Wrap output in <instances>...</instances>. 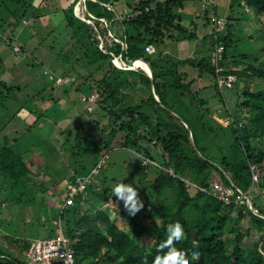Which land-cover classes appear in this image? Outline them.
I'll return each instance as SVG.
<instances>
[{"label":"trees","instance_id":"16d2710c","mask_svg":"<svg viewBox=\"0 0 264 264\" xmlns=\"http://www.w3.org/2000/svg\"><path fill=\"white\" fill-rule=\"evenodd\" d=\"M20 1L10 0L8 5L0 0V5L3 4L0 8V43L11 44L16 38L15 30L28 20L26 14L31 4ZM68 1L57 0L56 5L61 4L63 17L55 26L59 31H69L68 41L56 50L54 37L46 48L53 61L62 67L68 66L63 74L53 75L55 83L57 78L68 79L61 88L64 96L72 91L81 100L97 94L95 102H83V115L95 111L100 119L106 120L101 127L98 121L95 122L96 129H90L94 132L84 137L75 131L85 129V118L74 119L79 125L73 129L63 126L60 130V136L64 137L61 145L71 151V158L75 159L80 153L98 157L92 169L79 166L66 173L67 179L63 183L65 194L58 222L65 218L62 230L71 241L75 264H153L157 255L166 254V250L158 251V245L166 240L165 228L171 224H179L184 230L186 240L174 247L189 257V264H193L190 253L194 250L201 253L198 264H264V218L253 213L255 210L264 217V91L252 92L245 88L238 94V103L231 107L224 91L232 90L234 83L230 88L218 86L211 53L215 44L223 48L219 66L224 69L223 76L230 73L235 80L238 75L249 74L264 79V62L259 64V69L251 65L229 70L227 49L233 44L229 38V24L227 22L214 38L211 14L216 7L213 6L201 19L203 26L211 28L209 35L203 38L209 43V51L199 59H176L162 52L161 48L167 42L197 40L196 33L192 32L195 31V21L190 22L189 28L193 30L184 28L183 17L178 13L184 10L185 2L193 0H138L136 3L134 0H87L84 3L86 20L78 18L74 12L80 0ZM238 1L264 20V0ZM12 5L18 8L14 10ZM40 16L37 10L33 11L32 18ZM199 18V14H195L197 21ZM6 31L9 36L4 35ZM116 40L123 43L124 48ZM147 45L153 46V54L145 52ZM20 50L21 54H27L26 47ZM115 57H120L129 67L148 65L152 79L140 69L118 68L113 62ZM146 65L143 68L148 69ZM83 69L87 70L86 74ZM19 88L0 82V114L6 110V102L13 99L11 106L15 109H12L10 120L15 119L16 124L21 122L17 112L22 106H29V112L37 115L32 101L44 102V97L39 94L28 96ZM49 91L52 93L54 89ZM59 100L54 104H59ZM50 107L52 105L44 109L43 115L50 111ZM66 116L64 113L62 118ZM216 117L228 121V124L223 125ZM37 118L39 120L41 116ZM46 123L44 121L40 127L41 134L53 130L52 124ZM37 124L26 129L27 133L33 134L27 143L18 135L10 140L2 138L4 142L0 145L2 186L23 206L32 205L37 199L36 189L30 185L35 180L32 174L34 164L26 155H34L36 148L44 151L53 148H44L46 134L40 136L39 131L32 130ZM38 136L41 138L34 144ZM110 148L134 151L142 162H148L142 165L143 168L153 163L159 168L151 186L155 195L163 197V204L160 222L151 211L144 214L153 235L148 247L140 245L134 238L139 227L133 223V216L131 223L134 227L127 231L103 209L111 202L116 205L121 201L117 202L108 189L97 187L98 183L95 187L93 185V179L104 165L97 174L91 175V172L105 154L109 159ZM45 172H48L47 168ZM214 174L219 178L218 182L212 183ZM88 175L91 179L85 192L74 198L73 205L63 207L67 185L77 184L78 178ZM253 175H256L257 182L252 181ZM100 183L103 186L104 183ZM215 183L233 191L228 203L212 195L211 187ZM253 189L255 194L250 197ZM45 190L43 188L42 192ZM239 192L247 195L249 205L237 201ZM147 196L150 202L151 197ZM247 240L251 241L248 248L245 247ZM32 242L18 239L6 242L14 250L8 246L10 252L0 250V264H25L17 256L23 254L26 259Z\"/></svg>","mask_w":264,"mask_h":264},{"label":"rangeland","instance_id":"374dc122","mask_svg":"<svg viewBox=\"0 0 264 264\" xmlns=\"http://www.w3.org/2000/svg\"><path fill=\"white\" fill-rule=\"evenodd\" d=\"M4 1L10 5V0ZM24 1L31 4L26 14L28 20L24 22L23 26L15 30L17 31L15 34L16 38L11 44L8 42L0 43V60L2 62V65H0V82H4L9 87L12 86L15 89L20 87L24 89V94L28 96L39 94L40 97H44V102H40V105L37 103L38 101H32L34 108H31H33L34 112L36 111L37 115L29 112L31 110L27 109L29 106H22V109L17 112V116L21 119L19 124H16L15 119L13 121L10 120L12 118V109H15L14 106H11L14 102H12L13 99L11 102H6V110H1L3 114H0V145L4 142L3 139L10 140L18 135L21 138L23 137V142L27 143L28 138L33 137V134L27 133L26 129L28 126L38 123L36 126H33L32 130L36 129L35 133L39 131V134H41L40 127L44 124V121L45 123L47 121L48 124H46H52L53 130L51 133L46 134L45 132L40 136L46 134L44 136L46 140L44 141V148L52 146L53 148L47 149V151L36 148L34 155H26L30 157V161L34 164L32 174L35 180L30 185L33 190L36 189L37 199L32 205L23 206L18 203L15 199L16 196L13 197L3 188L2 178H0V250L4 252H10V249L14 250L13 247L6 243L13 239L34 241L54 237L56 230L54 223L59 219V209H61L64 200L65 191L63 183L67 179L65 174L72 172L73 169L79 168V166L90 170L95 165L98 157H87L80 153L75 159L71 158V151L66 146L63 147L61 145L64 141V137L60 136V130L63 126L73 129L79 125V123H75L74 119L85 118L83 124L85 129L78 128L75 131L84 137L94 132L90 129H96L94 127L95 122H99V127L106 123V120L100 119L94 113L95 111L91 115H83L85 104L81 102L78 94L71 91L69 95L64 96L61 94L62 85L55 83V76L53 75L59 76L60 73L63 74L68 67H62L60 64H57L46 51L49 41H53L52 38L55 37L53 45L57 50L65 45L70 36L69 31H59L55 27L60 22L61 17H63L61 4L56 5L57 0ZM65 1L67 2L68 0ZM137 1L134 0V3ZM80 2L75 5L74 12L80 18L86 20V10L83 2ZM241 4H239L238 0H217V13L223 18L224 23L228 22L230 30L229 38L233 41L232 46L227 49V56L230 61L228 68L235 71L252 65L254 69H259V64L264 62V20L263 18H258L254 15L253 11ZM2 5H0V8ZM231 5L232 7L230 8L229 6ZM12 8L15 10L18 7L12 5ZM196 9L200 16L198 21L194 17ZM34 10H37L38 15H41L40 18H32ZM210 10L211 0H196L195 2H185L184 10L178 11V13L183 17L182 24L184 28H189L190 22L195 21L196 26L193 29L201 35H207L210 33L211 28L209 25L203 26L201 19L204 18L205 12L209 14ZM8 34L9 32L6 31L4 35L9 36ZM109 34L111 35L110 32ZM224 35L226 34L222 36ZM47 36H50V38L45 39ZM171 43L167 42L164 48L176 55L178 53V44L176 42ZM181 43L179 44L182 46ZM187 43L188 41H183L184 49H186ZM192 43H188L189 48H191ZM21 47H26L28 50L27 54H21ZM16 49H19V51H16ZM195 57L200 56L196 55ZM45 70L46 73L44 72ZM82 71L84 74L87 72L86 69ZM50 75L52 76L51 78L49 77ZM50 88L54 89V92H48ZM245 88L250 89L252 92L264 91V79L252 77L250 74L248 76H236L233 89L224 91V96L231 107L235 103H238V94H241ZM9 96L12 98L11 94ZM57 100H59V104H54ZM62 101L65 103L63 104L64 106L61 105ZM50 105H52L50 111L43 115L44 109ZM64 113L67 116L63 119L62 115ZM38 116H41L39 120H37ZM216 119L225 125V121H221L217 117ZM16 132L17 134L15 135ZM40 136H38V140L35 139L34 144L39 142ZM71 146L69 145L68 147ZM23 147L25 150L26 144ZM108 153L109 159H107L104 166L100 169V174L93 179V185L95 187L96 183H98L97 187L106 188L110 191L109 193H112V187L122 181L123 183L132 184L138 190L140 198H145L143 200L145 205L133 216V223L139 227L135 230L134 238L140 242V245L148 247L151 244L153 235L151 234V230L148 229L149 222L144 219V214L151 211V214L160 222L159 214L163 204L161 202L163 197L155 195L151 186V181L156 177L159 168L154 163L150 164L147 168H143L140 156L134 151L110 148ZM45 168L48 169V172H45ZM218 178V175L214 174L212 183L218 182ZM100 182L104 183L103 186L100 185ZM37 188L41 192H38ZM43 188L46 189L44 192H42ZM254 194L255 191L253 189L250 197H253ZM147 195L151 197L150 202L147 201ZM122 203L121 201V203H117L116 205L113 204L114 206L110 203L105 205L103 209L107 211L111 219H117L120 226L124 227L127 231H131L134 224L131 223V216L128 215ZM64 220L65 218L61 222L63 230ZM250 244L251 241L247 240L245 247L248 248ZM17 259L26 264L25 255L21 254L17 256Z\"/></svg>","mask_w":264,"mask_h":264},{"label":"built area","instance_id":"2783aa9c","mask_svg":"<svg viewBox=\"0 0 264 264\" xmlns=\"http://www.w3.org/2000/svg\"><path fill=\"white\" fill-rule=\"evenodd\" d=\"M211 6L217 7V0H211ZM86 12V11H85ZM89 22V21H88ZM211 23L213 25L214 29V38L219 34L226 26V23H224V20L221 16L218 15L217 9L214 10L211 14ZM116 42L120 43L122 45V48H124V44L121 43L119 40H116ZM100 48L102 46L100 45ZM145 52L148 54L154 53V48L152 45H147L145 47ZM223 58V48L215 44L212 49L211 53V64L215 68V75L217 77L218 86L221 87H232L235 77L228 73L226 76H223L224 69L219 66L220 62ZM115 65L120 69L125 70H136L139 69L138 66L129 67L127 66L120 57L114 58ZM56 82L59 85L65 84L68 82V79H61L57 78ZM97 99V94H92L89 97H82L81 101L86 103L87 101L89 103L95 102ZM88 110L91 111V107L87 106ZM223 124V123H222ZM228 124V121H225V125ZM224 125V124H223ZM108 159V154H105L100 161L96 164L95 168L92 170V174H97L99 169L105 164V162ZM147 161L144 160L142 164L145 166L147 165ZM90 175L80 177L77 179V184H71L69 183L67 185V195L66 199L64 201L63 207L71 206L74 203V198L78 197L79 195H82L87 187V184L90 183ZM252 181L257 182L258 179L256 175L252 176ZM211 193L214 197H217L219 200H222L226 203L229 202V196L232 195L233 191L231 189H226L222 185L215 183L211 187ZM237 201L239 203L247 202L249 205V201L247 199V195L239 192V195L237 196ZM56 230L55 235L52 238H48L45 240H34L31 243L30 248L28 249L26 253V260L27 264H52L54 262H60L62 264H75L74 254L73 250L71 248V241L68 239L64 234L63 230L61 228L60 222H55Z\"/></svg>","mask_w":264,"mask_h":264},{"label":"clouds","instance_id":"9594fccd","mask_svg":"<svg viewBox=\"0 0 264 264\" xmlns=\"http://www.w3.org/2000/svg\"><path fill=\"white\" fill-rule=\"evenodd\" d=\"M112 193L117 202H123V207L130 216H134L144 207V203L138 195V190L132 184L120 181L112 187ZM165 232L166 240L158 245V251L166 250V254L157 255L153 260V264H189V257L177 251L174 247V245H181L186 240L182 227L179 224H171L166 226ZM200 256V251L194 250L190 253V260L193 264H198Z\"/></svg>","mask_w":264,"mask_h":264},{"label":"crops","instance_id":"0c3cea01","mask_svg":"<svg viewBox=\"0 0 264 264\" xmlns=\"http://www.w3.org/2000/svg\"><path fill=\"white\" fill-rule=\"evenodd\" d=\"M191 2H195V1L193 0ZM196 13L198 14L197 9H196L195 14ZM189 27H191V26H189ZM189 29L192 30V28H189ZM192 32H195L196 33V35L198 37L197 40H184V42L185 41H188V43H192L193 42L191 44V48H189V44L187 43V47H186V49H184L185 47L183 45V41H180V42H176L178 44V47H177L178 53L176 55L172 54L171 52H168L166 50V48H164L166 46V44L161 48V51L164 52L167 55H170L171 57L176 58V59H185V58L195 57L196 55L200 56V57H195L197 59H199L201 57H204L205 53L207 51H209V43H208V41L203 40V38L206 35H201L196 30L195 31H192ZM208 35H209V33H208ZM195 41H197V42H195ZM172 43H174V42H172ZM179 43H181L182 46ZM143 69H145V68H143ZM146 70H148V69H146Z\"/></svg>","mask_w":264,"mask_h":264},{"label":"water","instance_id":"95a60500","mask_svg":"<svg viewBox=\"0 0 264 264\" xmlns=\"http://www.w3.org/2000/svg\"><path fill=\"white\" fill-rule=\"evenodd\" d=\"M80 1H82L83 3H85L87 0H80ZM110 9H112L111 7H109ZM75 15L77 16V17H79L76 13H75ZM80 18V17H79ZM80 19H82V18H80ZM83 20V19H82ZM144 63V62H143ZM146 65V64H145ZM147 66V68H148V72L147 71H144V70H142V68H140V70H142L150 79H152V72H151V69H150V67L148 66V65H146ZM152 92H153V96H154V98L158 101V98H157V96L156 95H154V91H153V89H152ZM176 116V115H175ZM180 121H181V119H180ZM186 128L188 129V131H189V137H190V142H191V144L194 146V144H193V140H192V136H191V132H190V130H189V128L186 126ZM253 213L254 214H256L257 216H260V217H262V218H264L262 215H260L257 211H253Z\"/></svg>","mask_w":264,"mask_h":264},{"label":"bare ground","instance_id":"6f19581e","mask_svg":"<svg viewBox=\"0 0 264 264\" xmlns=\"http://www.w3.org/2000/svg\"><path fill=\"white\" fill-rule=\"evenodd\" d=\"M81 3V2H80ZM84 6V5H83ZM135 66H138V67H140V68H143V66H145V65H140V64H138V65H135ZM147 67V66H146ZM142 70H144V71H147L148 72V70H146V69H142Z\"/></svg>","mask_w":264,"mask_h":264}]
</instances>
